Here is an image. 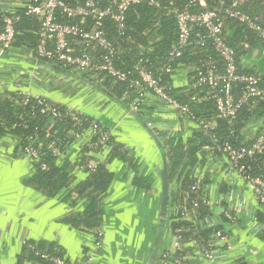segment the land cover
<instances>
[{
	"label": "crops",
	"instance_id": "crops-1",
	"mask_svg": "<svg viewBox=\"0 0 264 264\" xmlns=\"http://www.w3.org/2000/svg\"><path fill=\"white\" fill-rule=\"evenodd\" d=\"M28 1L0 0V15H21ZM198 1L208 8L229 2ZM243 9L264 25V0H251ZM36 30L30 24L17 27L16 43L0 55V95L26 92L73 108L109 129L124 155L113 156L111 149L87 153L90 137L82 135L62 147L64 155L54 157L53 173L41 182L36 180L35 162L21 150L19 133L7 130L8 121L0 122V264H46L24 243L73 264L87 260L89 264H162L172 247V228L179 224L172 222L176 212L172 193L180 179L193 178L201 179L203 195L210 203L202 234L210 233L208 227L222 229L230 236L231 246L217 245L211 260L198 256L182 264H264V207L227 159L213 149L210 133L178 117L154 96L147 97L145 112L138 115L83 75L36 60ZM158 40L153 43L154 52ZM226 41L236 51L241 71L264 72V46L251 32L227 23ZM196 54L183 57L165 78L178 97L189 99L195 64L188 61ZM204 102L191 105L198 106L203 124L217 130L211 106ZM143 125L160 138L173 137L167 147L171 150L164 151L170 187L167 207L160 204L162 153ZM236 125L237 145H248L264 134V100L242 113ZM55 134L59 141L64 137L59 130ZM87 161L100 166L91 181V174L82 168ZM223 209L235 214L236 224L224 219ZM95 222L103 232L100 248L95 245ZM170 264H177L174 254Z\"/></svg>",
	"mask_w": 264,
	"mask_h": 264
},
{
	"label": "built area",
	"instance_id": "built-area-1",
	"mask_svg": "<svg viewBox=\"0 0 264 264\" xmlns=\"http://www.w3.org/2000/svg\"><path fill=\"white\" fill-rule=\"evenodd\" d=\"M250 1L229 0L227 4L208 8L198 0H184L181 5L179 0L166 3L159 0H29L22 15L37 25L36 60L55 64L77 75L78 71L85 72L83 76L88 81L105 89L109 84L120 85L123 91L118 100L132 113H144L147 97L154 96L169 105L178 117L190 119L211 132L213 127L195 117L191 104L211 102L215 118L231 126L240 112H250L264 100V72L241 71L236 51L226 41V24L232 23L251 32L264 46L262 21L243 10V5ZM139 6L163 10L166 17L174 19L175 39L161 57L152 56L157 37H150L147 45L138 46L131 53L129 48L110 39L104 27L99 25L111 23L116 36L123 39L128 31L127 14ZM19 18L20 15H2L0 55L16 43ZM192 53L201 55V58L191 70L189 99L181 103L170 95L173 88L165 78L183 57ZM4 100L14 109L13 121L7 122L8 131H25L31 125L37 126L31 134L18 135L21 150L35 162L36 171L50 170L45 158L49 154L52 157L63 156L65 150L62 147L82 135L90 137L87 153L119 145L109 129L73 108L26 92L0 95V101ZM39 120L43 122L41 126ZM58 125H64L61 141L54 133ZM155 135L166 151L169 147L167 142H173L172 135L162 138L157 133ZM210 140L213 149L227 159L233 172L240 176L258 204L264 207V159H261L264 157V134L248 145H234L212 133ZM119 151H123L122 147ZM82 166L89 174L97 169V164L90 161ZM172 198L176 211L172 222L182 224L172 228V247L163 255L162 264H170L172 254L177 264H182L198 256L211 260L217 245L230 249V236L222 229L208 227L209 234L201 232L210 203L203 195L200 178L188 182L180 179ZM222 214L228 222L236 224L237 218L229 209H223ZM93 234L95 245L100 248L101 227L94 228ZM24 246L48 264H73L38 251L29 243H24ZM84 264H89V260Z\"/></svg>",
	"mask_w": 264,
	"mask_h": 264
},
{
	"label": "trees",
	"instance_id": "trees-1",
	"mask_svg": "<svg viewBox=\"0 0 264 264\" xmlns=\"http://www.w3.org/2000/svg\"><path fill=\"white\" fill-rule=\"evenodd\" d=\"M159 1H161L162 3H166L168 0H159ZM178 3H179V5H181L182 3H184V1L180 2V0H179ZM28 24L37 26L35 21H32L31 19H29V18H27L21 14L20 18L16 24V27L27 26ZM99 25L102 28L104 27V30L107 32V35L110 39L115 40L116 42L123 45L127 49L129 48L131 50V53L135 52V49L138 46L147 45L150 37H154V38L157 37V38H159L158 42L155 44V46L157 47V50L152 54V56H154V57L160 56L161 57L165 53V51L169 48L170 43L172 41H174V39H175L174 19L172 17H166L164 15L163 10L157 11L156 9L150 8L147 6H139V7H136V8H134L128 12L126 25L128 28L127 37H130L129 41L126 40L127 37H125L123 39L118 38L114 32V29H113L111 23L102 22ZM1 28H2V15H0V29ZM17 38L18 37L16 36V40H17ZM131 40H132V43H131ZM199 58H201V55L196 54L193 57H190L188 62L194 63L196 65ZM116 65L118 67L120 66L119 64H116ZM127 65H128V63H126V66ZM106 86H107L106 89L108 91H110V93H112L113 96L116 97L117 99L119 98L120 94L123 91V88L120 85H110L109 84ZM9 95H11V94H9ZM170 95L181 103H185L188 101L187 97L186 98L185 97H178L176 94V91H174L173 89L170 91ZM203 104L211 106V109H212L211 102H204ZM191 107H192V110L195 114V117L197 119H199L200 118L199 111H198L199 108L198 109L196 108L198 106L191 105ZM207 109H210V108L207 107ZM13 111H14V109L9 105V102H7L5 100L0 101V122L8 121L9 123H11L14 119L13 115H12ZM242 113H245V111L240 112L239 116ZM6 114H7V116H6ZM212 114H213V112H212ZM239 116H238V119H239ZM238 119L231 126L228 125L225 121L216 119V123L219 124V127L217 128V130H212L209 133L215 134V136L217 138H220L222 140H229L234 145H237V140H236L237 137L236 136H237L238 129H237L236 124H237ZM33 123H35V121ZM38 123H39V126H41L43 122H41V120H39ZM36 127H37L36 125L35 126L31 125L29 130L20 131L17 129V130H15V132L25 133L27 135V134L33 133L35 131L34 128H36ZM55 130H59V133L61 132L64 135V125H58L57 127H55L54 133H55ZM231 132H233V135L230 134ZM167 144L169 146H171L170 141H168ZM120 147H121V145H116L113 149H111V153L113 156L121 158L124 155V153L121 154L122 152L119 151ZM53 159H54V157H52L50 154L45 158V162L49 164L50 170H48L46 172L36 171V180L42 182V181H45V179H48V177H50V175L54 171V168H52ZM261 159H264V157H262ZM99 167L100 166H98L96 171L91 174L89 181L93 180L97 176L98 172H100ZM137 182L139 183V181H137ZM185 182H188V179H186ZM142 184L144 186H147L148 182L145 180L142 182ZM96 199H97V196H96ZM259 216H261V215H259ZM90 217H93V216H90ZM94 219L95 218H90V220H92L93 222L96 221ZM179 224L181 225L182 223H179ZM93 227L94 228L99 227L98 222L97 223L95 222ZM204 234H207V233H204ZM43 263H46V262H43Z\"/></svg>",
	"mask_w": 264,
	"mask_h": 264
},
{
	"label": "water",
	"instance_id": "water-1",
	"mask_svg": "<svg viewBox=\"0 0 264 264\" xmlns=\"http://www.w3.org/2000/svg\"><path fill=\"white\" fill-rule=\"evenodd\" d=\"M143 128L145 129V131L148 133V135L151 137L155 145L158 147V149L162 153V170L158 171V175L160 177V183H161L160 204L163 207H167L168 200H169V194H170V187H169L168 165H167V160L164 155V149L160 143V140L155 135V133L146 125H143Z\"/></svg>",
	"mask_w": 264,
	"mask_h": 264
},
{
	"label": "rangeland",
	"instance_id": "rangeland-1",
	"mask_svg": "<svg viewBox=\"0 0 264 264\" xmlns=\"http://www.w3.org/2000/svg\"><path fill=\"white\" fill-rule=\"evenodd\" d=\"M79 75H83V74H85V72H81V71H78L77 72Z\"/></svg>",
	"mask_w": 264,
	"mask_h": 264
}]
</instances>
